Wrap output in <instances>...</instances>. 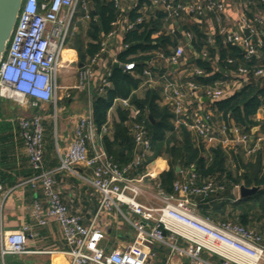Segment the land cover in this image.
Segmentation results:
<instances>
[{"label": "built area", "instance_id": "2783aa9c", "mask_svg": "<svg viewBox=\"0 0 264 264\" xmlns=\"http://www.w3.org/2000/svg\"><path fill=\"white\" fill-rule=\"evenodd\" d=\"M112 1L116 8L121 9L122 0ZM133 8L140 0H130ZM264 2V0H261ZM148 8L161 11L166 19H179L182 12L188 11L200 17L204 13H212L217 23L221 22L225 6L220 0H148ZM80 6L84 18L89 19V3L86 0H23L16 25L0 63V98L15 103L18 107L42 108L44 104L57 107L61 100L62 89H77L90 91L94 78V67L102 62L110 41L121 38L123 33L134 28L135 23L145 20L139 15L135 23L117 19L112 23L113 29L101 40L99 51L87 59L85 67L78 72V83L74 86L62 87L57 83L60 70L67 69L68 59L62 57L66 48V40L77 7ZM242 25L248 29L250 36L243 38L236 33H224L225 42L239 45L247 58L255 56L264 42L260 37L259 16L249 19L244 16ZM221 32H225L221 29ZM264 36V33H261ZM185 36L190 39L191 32ZM252 36L255 37L252 40ZM124 50L127 45L120 43ZM184 47L176 46L169 55L160 53L167 65H177L184 56ZM205 57L206 54L203 53ZM231 63V60H228ZM128 73H133L134 62L120 64ZM152 62H149V68ZM239 73L247 71L239 68ZM194 73L202 74L200 70ZM144 75H150L146 69ZM108 70L99 84L103 92L111 86ZM264 75V69L253 72L254 77ZM200 86L192 80L185 83L186 93L173 82L171 78L164 81L163 103L167 105L177 123L183 124L196 133L205 147L219 143L223 148L241 145L245 154L250 155L264 143V124L259 127L253 141L250 134L240 132L238 128L230 129L232 138L224 137L229 129L222 126L216 133L209 124L210 116L201 110L190 111L184 101L187 95L193 97ZM60 91V94L58 93ZM223 91L218 88H205L204 96L211 102L220 99ZM120 104L129 110L128 126L136 146L140 149L135 159L120 167L105 153L101 141L102 134L107 132V126L101 133L96 131L91 114L77 119L73 129L72 140L64 153H58L57 168L44 167V126L40 115L23 116L18 119L19 136L25 147L31 175L22 180L19 185H29L32 189L39 187L46 199V209L43 211L39 202L35 201L33 214L40 225L45 224V218L51 217L60 225L68 249L63 252L68 256L70 264H155L157 245L170 248L171 252L186 255L192 264H213L201 257L206 251L219 258L218 264H264V239L256 232L244 228L231 221L213 222L195 213L196 203L192 196L204 198L212 195L217 187L212 181L196 185V175L191 173L182 182L173 184V193L157 197L161 206L154 207L138 200L141 179L129 177V171L138 167L150 154L149 140L145 127L137 121L139 110L131 106L128 99H120ZM83 166L91 170L87 177L75 170ZM67 170L77 175L85 183L92 186L99 194L98 210L89 224H84L80 215L69 213L56 188L55 174ZM264 170V167H263ZM238 188V186H236ZM0 191H3L0 185ZM9 193L7 191L4 196ZM125 208V210L123 209ZM115 210L134 230V239L123 250L105 252L100 242L104 233L97 227L98 216L102 212ZM27 226L14 231H3L0 222V254L23 255ZM165 233V235H164ZM177 239L184 240L188 246L180 247Z\"/></svg>", "mask_w": 264, "mask_h": 264}, {"label": "trees", "instance_id": "16d2710c", "mask_svg": "<svg viewBox=\"0 0 264 264\" xmlns=\"http://www.w3.org/2000/svg\"><path fill=\"white\" fill-rule=\"evenodd\" d=\"M86 1L90 7L89 19L84 18L81 10L82 16L77 21V28L66 41L68 50L75 51L79 61L84 64L99 51L100 42L113 29L114 21L126 16L127 21L135 23L139 17L135 10L129 14L120 13L112 1ZM244 1L248 7L247 18L253 19L258 11H264V2L261 0ZM203 16L202 23H205L204 20L208 17L214 18L209 12ZM162 18H165V14L158 12L156 19H145L141 23H135L133 29L124 33L122 44H126L127 47L117 55L118 64L112 66L109 77L111 86L101 93H95L92 98V119L96 131L101 133L103 126L107 125L108 113L114 102L128 99L130 105L139 110L137 121L145 127L152 153L149 161L163 157L169 164V169L158 175L160 191L165 194L172 193L173 183L180 175L175 167H178L182 173L192 168L199 182L210 180L216 187L221 188L218 194H212L206 200H195L197 204L195 212L198 216L213 222L231 221L258 233L264 239V171H262L261 159L244 161L237 157L235 165L232 166L228 164L227 156L220 146L210 148L209 154L205 156L203 144L197 146L189 131L184 127L175 129L171 122L172 113L158 103L157 91L147 86L142 95L135 93L141 83L140 78L125 72L120 66L133 61L135 74H142L152 57L148 52L161 48L164 53H168L166 47L176 44L177 39L171 41L169 36L151 38L163 24ZM200 27L199 25L184 26L185 30H190L193 34L190 49L197 53V56L192 55L194 67L202 71V74L193 73L191 80L203 87L223 80L225 74L220 72L216 64L226 72L237 73L239 68L245 69L248 72L247 83L230 96L213 101L211 109L215 114L221 115L224 122L232 121L233 125L242 132H249L255 125L253 118L258 109L264 106V80L260 81L252 77L255 70L264 68V44L255 56L247 58L239 45L224 42V37L218 33L211 38L212 44L207 45V36ZM259 32L264 42V36L261 35L263 28H260ZM254 39L255 37L252 36V40ZM202 51L207 53L206 57L201 55ZM228 60L232 62L229 63ZM8 102L0 98V140L13 138L16 132L19 135L18 121L12 120L17 115L9 112ZM120 108L119 121L113 123L111 135L108 132L102 134V147L115 164L123 167L132 162L138 148L130 134L128 124H125L128 121L129 110L125 107ZM33 112L36 115L44 113L41 108H33ZM46 112L52 113L51 108L49 107ZM43 126L44 151H49L53 145L52 124L44 121ZM31 173L30 169L29 176ZM15 180L14 176L2 173L0 170V184L11 186ZM236 185H243L246 188L257 187L258 190L249 196L236 199L232 195Z\"/></svg>", "mask_w": 264, "mask_h": 264}, {"label": "crops", "instance_id": "0c3cea01", "mask_svg": "<svg viewBox=\"0 0 264 264\" xmlns=\"http://www.w3.org/2000/svg\"><path fill=\"white\" fill-rule=\"evenodd\" d=\"M183 1L185 0H182V2ZM189 1L190 0H186L185 2L187 3ZM220 1L223 2L225 6L224 14L220 23H217L215 21V18L211 19L209 17L204 20L205 23H202V19H204L203 15L206 13L198 17L195 16V14L190 13L188 9L182 12L179 19L162 18L163 24L157 31L154 32L151 38L156 39L161 35L169 36L171 41L177 39L176 44H171L166 47L168 53H164L161 48L153 49L148 52V54L152 56L149 60V62H152V66L149 68L148 63V67L144 70L147 69L150 75H144V70L142 71V74L139 75L135 74V72L130 73L134 74L141 80V83L135 93H137L138 95H142L145 92L147 86L153 87L158 93L159 105L161 107H166L171 113V109L167 105H165L162 100L164 93V81L166 80V78H171L173 82H175L181 88V91H183L184 94H187L185 83L191 80V76L196 70L193 64L192 55L197 56V53L192 52L190 49V41L193 38V34L191 38L188 39L185 34L186 32H190V30H185L184 26H201L200 28L202 32L207 36V45L212 44L211 38H213L215 33L222 35L224 37V42V33H236L245 38L241 30V28L244 27L242 25L241 19L246 16V12L248 10L245 1ZM148 4V0H141L137 3V6L133 8L130 0H122L121 9L119 11L120 13L129 14L133 12L132 10H135L138 15H144L145 17L147 16L145 18L146 20L156 19L157 13L161 11H152L148 8ZM256 16H259L262 20V24L259 25V30L260 28H263L262 33H264V11H258ZM122 20L127 21V17H122L121 21ZM128 23L132 22H129L128 20ZM221 29H223L225 32L222 33ZM123 35L121 36V38L119 37L114 41H110L107 52L103 55L102 62L98 66L96 65L93 68L94 78L92 80V88L89 92L85 90L87 92L85 105H77L76 102H74L75 96H73L69 92L71 89H62L60 102H63L62 111H64V119L60 125V132L53 131V121L51 122L53 145L49 151H44V167L46 169H53L58 167V153H64L67 150L72 140L73 129L77 122V119L89 114H91L92 117L91 103L93 95L97 92L101 93L98 89L102 77L105 76L107 70L111 75L112 66L118 64L117 55L123 51L120 45V43H122ZM178 35L180 37H178ZM178 45L184 47L185 52L183 58L180 59L177 65L171 66L165 64L160 57V53L165 57L169 55L171 51ZM203 53L207 55L206 52L202 51V56ZM65 59H68L69 67L67 69H64L65 71L62 75L64 77V82L61 86H74L79 81L78 72L85 67V64L79 61L77 53L75 51H69L68 56H66ZM79 63H81L82 65L80 66ZM216 67L219 70L221 69L219 65H216ZM222 69L223 71L220 72L222 74H225V78L223 80L215 82L214 85L204 87L200 86L199 90L193 97H189L186 95L184 97V101L186 107L190 111L199 109L203 111L204 114L209 115L210 118L208 122L216 133L219 134V132H221L222 126H226V128H228L229 130L223 135L224 137L229 139L234 135L230 132V129L234 127L236 128V126L233 125L232 121H230L229 123L224 122L221 115H217L214 113V111L211 109L212 102L204 96L205 88L220 87L224 93L221 98L228 97L234 91L240 90L247 83L248 72L246 74H241L239 73V71H237V73H234L233 71L226 72L224 68ZM252 77L257 78L260 81L264 80V75L260 77H254L252 75ZM119 100H116L114 102L108 113V121L107 125L105 126H107L108 128L107 132L109 133V135H111L112 133L113 123L119 121L118 109H121L120 107L123 108ZM43 106L47 107L49 105L44 104ZM72 109L75 112L74 114H72ZM46 118L47 117L43 118V122L46 121ZM14 119L18 121L19 117H13L12 120ZM253 120L255 122V125L249 130V132H244L250 134L251 141L255 139L259 127L264 124V106L258 109ZM171 122L175 129L184 127L187 131H189L194 143L197 146L203 144L201 138L196 133L189 130L183 124L177 123L174 120V116L172 117ZM125 124H128V121H126ZM239 131L242 132L241 130ZM99 142L102 143V137L101 141ZM216 146H220L221 149L225 152L228 164L234 166L236 163L235 159L237 157H240L244 161H253L257 158H260L262 171H264V143H262L260 145V148L250 155L245 154L244 148L241 145H235L226 148H223L219 143H215L213 146L208 148L203 145L204 155L206 156L207 154H209L210 148H214ZM139 151L140 149L138 148V152H136L133 160L135 159ZM151 154L152 153L150 150V154L146 156L145 161L138 167L129 171V177L141 179L138 183V186L140 188V195L138 197V200L146 205L158 207L161 206V201L157 199V197L161 195L157 182L158 175L167 171L169 169V164L163 157H156L153 160L149 161ZM77 168L81 169L80 174L86 175L87 177L91 175L90 169L83 166H77ZM176 168L178 167H175V170ZM0 170L2 171V173L4 172L5 174L14 176L16 179L15 183L11 186L0 184L3 188V191H0V222L2 229L3 231H14L23 226L28 227V231L25 234V248L28 252L23 255L6 256H10L12 260L16 262V264H70L68 256L63 253L68 249V245L65 242L62 229L58 222H56L53 218L48 217L45 218V224L40 225L33 214V206L35 201L40 203L43 211L47 206L45 196L43 195L41 189L39 187H37L36 189H32L29 185H19L22 180L29 176L30 167L25 147L18 135V132H16L13 138L8 137L6 139L0 140ZM176 172H179L180 175L175 182H182L185 178L189 177L191 173H194V170L191 168L189 171L182 173L178 168ZM55 179L56 188L59 191L60 197L63 203L66 205L69 213L80 215L83 223L86 225L89 224L95 216L99 207L98 192L92 186L81 180L77 175L67 170H60L56 172ZM205 182L207 181L199 182L198 176L196 175V185H203ZM236 186H238V188H236ZM236 186L232 190V195L236 199H238L240 198L239 187L241 185ZM220 189L221 188L217 187V190L213 194H218V190ZM7 191H9V193L4 196ZM142 191L143 193L145 192L144 195H149L150 198L142 195ZM211 196L212 195L206 198L202 196H192V200L196 203L195 200L197 199L206 200ZM119 216L121 215L118 214L115 210L102 212L98 216L97 227L104 233V238L101 240L100 246L105 252H109L114 249L123 250L134 239V230L128 225V223L125 221L127 223V226H122V224L117 222V218ZM176 244L183 248H186L188 246V244L182 239H177ZM155 251V264H192L191 259L188 256L171 252L170 248L167 246L157 245L155 247ZM203 253L204 251L201 252V255ZM206 253L207 261L212 262L213 264L220 263V260L217 256L212 255L208 252ZM6 256L2 257L0 254V260L2 261V264H5Z\"/></svg>", "mask_w": 264, "mask_h": 264}, {"label": "rangeland", "instance_id": "374dc122", "mask_svg": "<svg viewBox=\"0 0 264 264\" xmlns=\"http://www.w3.org/2000/svg\"><path fill=\"white\" fill-rule=\"evenodd\" d=\"M81 16H82V11H81L80 6H78L77 9H76V12L74 14L70 30L68 32V38L67 39H69L71 37L72 32H74V29L77 28V21H79V19H81ZM68 52H69V50L66 47L65 50L62 53V57L65 58L66 56H68ZM64 71L65 70L61 69L60 72L57 75V83H58L59 86H61L63 84V82H64L63 81L64 77L62 76ZM74 83H75V81H74ZM60 91L61 90H59V92H58L59 94H60ZM69 92L73 96H75L74 102H76L77 105H85L86 99H87V92L86 91H81V90H77V89H71ZM62 104H63V102L58 101L57 107L55 109H54V106H52V105H49L47 107L43 106V108H41V111H43L44 113H41L39 115H41L42 118L47 117L45 119L47 121V123L53 121L52 122L53 123V131L60 132V125H61V122L64 119V111H62V107H63ZM7 107H8L9 112L11 114H15V115H17L16 117H19V118L23 117V116H30V115H32L34 113L33 112V108H24V109H22V108L18 107L13 102H8ZM49 107L51 108L52 113L47 114L46 111H47V109L49 110ZM74 113L75 112L72 109V114H74ZM144 193L142 191V195H144ZM144 196H146L147 198H150L149 195H144ZM123 209L125 210L124 207H123ZM117 222L122 224V226H127V223L125 222L124 218L121 217V216H119L117 218ZM201 257L203 259H207V253L204 251V253L201 255ZM0 264H2L1 260H0ZM5 264H16V262H14L10 256H6L5 257Z\"/></svg>", "mask_w": 264, "mask_h": 264}, {"label": "water", "instance_id": "95a60500", "mask_svg": "<svg viewBox=\"0 0 264 264\" xmlns=\"http://www.w3.org/2000/svg\"><path fill=\"white\" fill-rule=\"evenodd\" d=\"M23 0H0V63L4 57L14 27L17 22L18 14L22 6ZM245 37H249L250 33L247 28H241ZM81 66L82 64L79 63ZM218 66V64H216ZM220 71H223L221 68ZM151 119V117L149 116ZM78 173H81L80 168H75ZM178 170V168H176ZM257 187L246 188L243 185L239 187V196L244 198L255 193ZM165 235V233H164Z\"/></svg>", "mask_w": 264, "mask_h": 264}]
</instances>
